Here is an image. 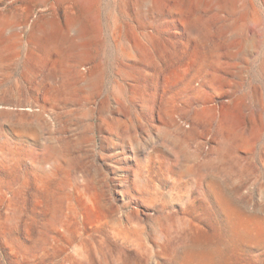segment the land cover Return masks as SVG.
<instances>
[{
  "label": "rangeland",
  "instance_id": "obj_1",
  "mask_svg": "<svg viewBox=\"0 0 264 264\" xmlns=\"http://www.w3.org/2000/svg\"><path fill=\"white\" fill-rule=\"evenodd\" d=\"M78 1L0 0V264H264V0Z\"/></svg>",
  "mask_w": 264,
  "mask_h": 264
},
{
  "label": "bare ground",
  "instance_id": "obj_2",
  "mask_svg": "<svg viewBox=\"0 0 264 264\" xmlns=\"http://www.w3.org/2000/svg\"><path fill=\"white\" fill-rule=\"evenodd\" d=\"M79 1L83 4L86 13L92 12L91 7H90V0H79ZM210 3H212L214 6H217V7H223L224 6L223 2H221L219 0H210ZM46 7H47V5H46ZM42 8H45V7H42ZM81 12H82V10H81ZM11 19H12V17L0 16V31L4 28V26L8 25V23L11 21ZM65 21H66V26L64 29L66 31H68L67 33H69V31H71L73 33V38H67L66 36H68V35L62 33L63 28H61L59 26L56 19L53 17H48L45 21H42L40 24H38V26L35 29H32L30 31L29 41H30V43L35 44L38 42L41 43L42 40L52 39L54 42H56L57 46L61 47L62 51H60V53L62 54V56H65L67 54L65 51V49L67 48L65 46V40L70 39L69 41H74L75 46H77L78 50L80 51L78 61L81 63L84 61V57L87 53L86 48H87V39L88 38H87V34H86L85 24H84L83 20L81 19V17L79 15H76L75 13H73L69 8L66 10ZM66 43H68V41ZM43 46L47 47L49 45L47 44V45H43ZM92 77H94V76H92ZM92 77H90V78H92ZM90 85H91L90 83H88V82L86 83L87 87H89ZM29 116H31V115H29ZM50 152L53 153L54 152L53 149H51ZM50 152H49V155H50Z\"/></svg>",
  "mask_w": 264,
  "mask_h": 264
}]
</instances>
